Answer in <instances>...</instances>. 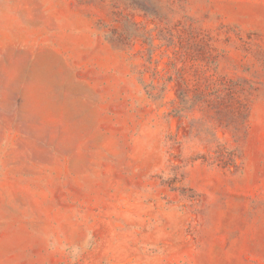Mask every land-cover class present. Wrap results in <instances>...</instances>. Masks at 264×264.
I'll list each match as a JSON object with an SVG mask.
<instances>
[{
  "label": "rangeland",
  "instance_id": "rangeland-1",
  "mask_svg": "<svg viewBox=\"0 0 264 264\" xmlns=\"http://www.w3.org/2000/svg\"><path fill=\"white\" fill-rule=\"evenodd\" d=\"M0 264H264V0H0Z\"/></svg>",
  "mask_w": 264,
  "mask_h": 264
}]
</instances>
